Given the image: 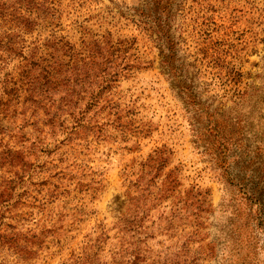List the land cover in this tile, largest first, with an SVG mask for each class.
Masks as SVG:
<instances>
[{
  "label": "rangeland",
  "instance_id": "1",
  "mask_svg": "<svg viewBox=\"0 0 264 264\" xmlns=\"http://www.w3.org/2000/svg\"><path fill=\"white\" fill-rule=\"evenodd\" d=\"M54 4V21L26 37L31 51L50 52L53 35L77 48L128 42L131 70L113 91L122 119H94L107 132L89 151L80 140L84 178L61 196L34 166H54L47 150L68 134L45 129L33 168L6 190L12 200L0 197V264H88L86 252L111 261L128 191L139 189L140 264H264V0ZM20 60L5 63L0 96ZM101 231L110 238L95 241Z\"/></svg>",
  "mask_w": 264,
  "mask_h": 264
},
{
  "label": "trees",
  "instance_id": "2",
  "mask_svg": "<svg viewBox=\"0 0 264 264\" xmlns=\"http://www.w3.org/2000/svg\"><path fill=\"white\" fill-rule=\"evenodd\" d=\"M54 11V0H0V72L10 57L21 58L18 80L6 75L0 96V197L5 202L12 200L7 196L8 186L23 181L28 164L31 162L27 169L30 170L36 163L41 134L46 128L54 129V138L64 132L68 137L57 141L53 151L47 150L49 155L54 153V166L44 161L35 164L34 169L47 179L39 185H53L54 194L61 196L73 183L83 180L84 177H78L83 167L79 160L85 151L91 150V139L102 141L107 132L106 124L94 119L107 110L116 121L122 119L119 105L113 102V91L121 74L131 70L124 57L131 49L128 42L114 44L105 38L95 39L77 48L65 38L53 35L46 44L50 52L39 54L38 44L31 51L26 37L40 25L54 21ZM81 139L89 143L85 151ZM142 165L141 173L153 174L150 161ZM145 166L148 172L144 171ZM141 191L135 195L128 191L130 204L115 234L120 237L119 245L111 251V261L98 264H140L142 252L136 249L137 242L131 236L141 222L142 208L148 207V203L141 202ZM96 237L95 241L103 242L110 238L106 231ZM95 254L86 252L83 259L94 264Z\"/></svg>",
  "mask_w": 264,
  "mask_h": 264
}]
</instances>
